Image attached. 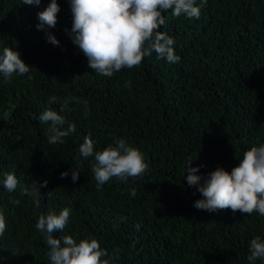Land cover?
<instances>
[{
    "label": "trees",
    "instance_id": "trees-1",
    "mask_svg": "<svg viewBox=\"0 0 264 264\" xmlns=\"http://www.w3.org/2000/svg\"><path fill=\"white\" fill-rule=\"evenodd\" d=\"M50 2L0 0V55L11 47L31 66L11 79L0 73V264H50L35 226L40 215L64 208L68 225L54 236L96 239L110 264H264L248 260L250 241L264 240V216L199 210L194 203L203 197L186 180L190 161L207 177L217 168L231 172L247 150L264 146V0H208L198 19L165 12L160 31L174 39L180 61L152 52L112 77L89 68L73 43L69 0H57L54 28L38 29ZM69 97L79 102L61 112ZM49 108L65 117L61 130L75 125L63 143H48L51 122L38 120ZM85 137L96 151L125 140L149 170L97 187L94 157L79 154ZM6 173L17 177L14 191L3 185ZM34 188L38 195L24 194Z\"/></svg>",
    "mask_w": 264,
    "mask_h": 264
},
{
    "label": "clouds",
    "instance_id": "clouds-1",
    "mask_svg": "<svg viewBox=\"0 0 264 264\" xmlns=\"http://www.w3.org/2000/svg\"><path fill=\"white\" fill-rule=\"evenodd\" d=\"M42 0H22L23 4L39 5ZM73 24L71 35L73 43L79 47L88 59V67L95 73L112 77L115 72L125 68L131 69L141 65L145 57L152 52L158 59L166 58L169 63L179 62L181 57L175 53L174 39L166 32H161L165 24L164 13L171 11L173 16H186L199 18L202 8L206 7L208 0H69ZM60 5L57 0H51L48 7L38 13L40 24L38 29L45 25L54 28L58 22ZM47 40L53 45L59 41L51 33ZM31 66L25 63L18 51L5 47L0 55V73L7 79L14 75L24 76L29 73ZM130 87V82L127 85ZM78 98L69 97L61 104V112L68 109L69 102ZM57 97L52 96L50 103L56 102ZM87 108V101H84ZM88 111H85V116ZM38 120L43 124L51 122L48 129V143H63V138L74 132L75 125L70 124L66 130L59 126L65 124V117L51 108L43 111ZM79 154L84 159L94 157L92 172L97 187L104 185L113 178L128 181L142 178L149 170L143 153L135 147L129 146L125 140L117 141L116 146L109 145L101 151H96L95 143L90 137H85L79 147ZM240 164L231 172L217 168L208 173L207 177L197 175L204 165L192 167L190 161L186 168L187 184L197 187L203 199L194 203L199 210L216 212L231 209L233 213L251 215L254 212L264 216V146L251 147L243 154ZM68 172L61 173L66 178ZM80 170L72 169V180L79 179ZM203 181V182H201ZM45 180L39 188L47 187ZM8 191L17 188L18 180L14 173H6L3 181ZM26 195H38V190ZM135 190L131 195L135 196ZM51 195V192L48 193ZM39 207L40 201H35ZM71 211L64 208L58 215L49 213L40 215L36 229L44 236L48 246L47 256L50 264H110L105 257L108 253L101 248L96 239H82L79 242L71 235L56 238L54 233L62 232L68 225ZM6 230V221L0 213V236ZM248 260H264V240L256 237L250 241Z\"/></svg>",
    "mask_w": 264,
    "mask_h": 264
}]
</instances>
